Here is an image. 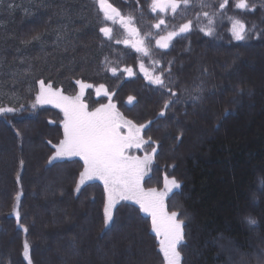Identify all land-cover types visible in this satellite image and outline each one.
I'll return each mask as SVG.
<instances>
[{
	"label": "trees",
	"instance_id": "obj_1",
	"mask_svg": "<svg viewBox=\"0 0 264 264\" xmlns=\"http://www.w3.org/2000/svg\"><path fill=\"white\" fill-rule=\"evenodd\" d=\"M205 2L211 7L193 0L173 13L153 12L152 0H106L120 13L106 20L97 0H2L0 107L16 111L0 114V264H28L25 243L31 264H163L137 205L118 204L105 228L103 185L74 190L83 162L47 167L63 113L33 107L40 81L74 96L77 80L92 85L89 111L112 102L125 120L146 125L144 188L161 190L165 177L180 183L166 207L187 217L181 264H264V0H246L248 10L238 0L224 9L223 0ZM203 12H215L212 35L200 30ZM120 20L149 55L124 44L131 36ZM233 20L245 23V40L233 38ZM189 21L168 48L157 46ZM157 75L163 86L151 82ZM101 85L110 101L97 96Z\"/></svg>",
	"mask_w": 264,
	"mask_h": 264
},
{
	"label": "snow or ice",
	"instance_id": "obj_2",
	"mask_svg": "<svg viewBox=\"0 0 264 264\" xmlns=\"http://www.w3.org/2000/svg\"><path fill=\"white\" fill-rule=\"evenodd\" d=\"M201 9L211 7L205 0H197ZM228 0H223L219 8L224 9ZM2 3V0H0ZM101 10L104 12L105 19H113L110 14L114 13L119 16L117 9L111 4L106 5V0H97ZM181 4L185 9L193 4V0H152L151 8L155 12L159 9L161 12L167 11L169 8L173 13L180 9ZM8 8H13L14 5L9 3ZM235 7L241 10H248L250 6L246 0H238ZM202 15L207 20V26L201 27V31L205 35H212L214 28L215 12L209 14L203 12ZM131 18L129 17V20ZM199 19V17H197ZM231 19V18H230ZM124 23V21H121ZM165 21L159 20L154 27L159 28ZM232 36L237 41L246 39V25L240 20H233ZM192 27V22L183 24L179 33L175 30L168 33L167 36H161L156 41L160 48H168L169 41L180 33H185ZM101 33L105 37L110 34L108 27H102ZM130 34L136 39L132 42V47L137 53L149 55L147 48L143 47L144 40L139 38L135 28L130 29ZM38 40L39 37H33ZM127 44L128 41L125 40ZM143 69V64H141ZM115 71V70H113ZM131 75L132 70L125 69ZM147 76V73H145ZM152 83L163 86V80L159 75L155 76ZM80 91L74 96L64 95L60 89H53L52 85H45L44 81H40V91L35 97L36 105H52L58 108L63 113V139L58 144H52L55 149L52 156L48 158L47 167L55 165L58 160L65 158L79 157L83 161V170L79 173V178L75 183V191L79 193L83 187L91 186L90 182L101 181L104 186L105 203H104V225L105 228L110 227V222L114 220L113 209L120 201H131L139 206V212L151 218V232L155 234L159 242V252L163 256V264H181L182 253L180 246L185 241V232L187 217L183 219L182 213L177 210H167L165 198L174 190L180 189V183L175 180H169L165 177L163 190L157 188H149L147 191L141 186V181L144 178L147 168L151 163L152 156L146 154L143 157L131 155L127 150L141 149L146 141L141 136V131L146 125H135L130 120H125L118 112L115 111V105L111 102L104 104L100 103L99 107L89 111L88 105L82 100L85 88H91L90 84H83L80 80L76 81ZM109 96L104 90V86L96 88V94L101 93ZM175 95V93H172ZM111 97L109 96V101ZM131 103L133 97L128 98ZM165 108L169 107L165 103ZM16 109L12 107H0V114L13 113ZM162 111L160 116H164ZM51 123V121H50ZM127 128L124 133L123 129ZM17 135H20L17 132ZM150 139V138H149ZM51 143V142H50ZM153 149V153H155ZM23 165V161H21ZM19 216V213L16 212ZM250 225H255L256 220L252 217L247 218ZM27 231V229H25ZM24 258L31 264L29 258V245L24 244Z\"/></svg>",
	"mask_w": 264,
	"mask_h": 264
},
{
	"label": "rangeland",
	"instance_id": "obj_3",
	"mask_svg": "<svg viewBox=\"0 0 264 264\" xmlns=\"http://www.w3.org/2000/svg\"><path fill=\"white\" fill-rule=\"evenodd\" d=\"M157 11H160L159 9H157ZM113 17H117L115 14L113 15ZM121 21V20H120ZM123 21V20H122ZM124 26H125V28H126V30H127V32L130 34V29H132L133 27L131 26V25H129L128 24V22L127 21H124ZM138 33V32H137ZM177 33H179V31L177 32ZM180 34H182V33H180ZM179 34V35H180ZM130 36H131V38L129 39V40H127L128 41V43L126 44L125 42H124V44L125 45H127V46H130V47H132V42L136 39V37L135 36H133V35H131L130 34ZM133 48V47H132ZM134 49V48H133ZM89 88H85V90H84V95H83V97H82V100L84 99V96H85V94H86V92H87V90H88ZM39 91H40V85H39ZM79 91H80V87H79ZM79 91H78V93H79ZM101 95H103V92L99 95V96H101ZM112 103V102H111ZM113 104V103H112ZM40 106H51V107H53L52 105H40ZM58 109V108H57ZM115 111L117 112V110H116V107H115ZM121 116V115H120ZM123 131H124V133H126L127 132V128H124L123 129ZM141 136H142V131H141ZM145 145L146 144H144L143 145V147L141 148V149H135V148H133V149H129V150H127L131 155H134V156H139V157H143V156H145L146 154H149V153H147L146 151H145ZM149 155H151V154H149ZM75 159H77V160H80L79 159V157H71V158H65V159H63V160H58V161H56V162H59V161H65V160H75ZM81 161V160H80ZM83 162V161H82ZM150 165V164H149ZM148 168H149V166H148ZM148 168H147V171H146V174H145V176H144V178L142 179V181H141V186L144 188V181H145V179H146V177H147V175H148ZM90 183H99V184H101V185H103V183L101 182V181H93V182H90ZM104 187V186H103ZM163 188H164V186H163ZM163 188L161 189V190H163ZM145 189V188H144ZM146 191H147V189H145ZM171 194V193H170ZM169 194V195H170ZM166 199H167V197L165 198V205H166ZM123 202H128V203H132V204H134L133 202H131V201H120V202H118L117 204H116V206L118 205V204H120V203H123ZM136 205V204H135ZM115 206V207H116ZM138 206V205H137ZM115 207H114V209H115ZM139 207V206H138ZM167 208V207H166ZM114 209H113V212H114Z\"/></svg>",
	"mask_w": 264,
	"mask_h": 264
},
{
	"label": "water",
	"instance_id": "obj_4",
	"mask_svg": "<svg viewBox=\"0 0 264 264\" xmlns=\"http://www.w3.org/2000/svg\"><path fill=\"white\" fill-rule=\"evenodd\" d=\"M107 5V4H106ZM109 12H110V14L113 16L114 15V13H111V11H110V9H109Z\"/></svg>",
	"mask_w": 264,
	"mask_h": 264
}]
</instances>
